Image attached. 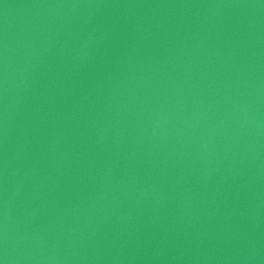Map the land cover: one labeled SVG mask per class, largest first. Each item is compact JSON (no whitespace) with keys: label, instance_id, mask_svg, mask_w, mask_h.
<instances>
[{"label":"water","instance_id":"1","mask_svg":"<svg viewBox=\"0 0 264 264\" xmlns=\"http://www.w3.org/2000/svg\"><path fill=\"white\" fill-rule=\"evenodd\" d=\"M3 264H264V0H0Z\"/></svg>","mask_w":264,"mask_h":264},{"label":"snow or ice","instance_id":"2","mask_svg":"<svg viewBox=\"0 0 264 264\" xmlns=\"http://www.w3.org/2000/svg\"><path fill=\"white\" fill-rule=\"evenodd\" d=\"M0 264H3V262H2V261H0Z\"/></svg>","mask_w":264,"mask_h":264}]
</instances>
